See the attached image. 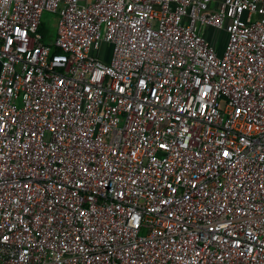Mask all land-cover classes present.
Masks as SVG:
<instances>
[{"label": "built area", "instance_id": "1", "mask_svg": "<svg viewBox=\"0 0 264 264\" xmlns=\"http://www.w3.org/2000/svg\"><path fill=\"white\" fill-rule=\"evenodd\" d=\"M0 264H264V0H0Z\"/></svg>", "mask_w": 264, "mask_h": 264}, {"label": "crops", "instance_id": "2", "mask_svg": "<svg viewBox=\"0 0 264 264\" xmlns=\"http://www.w3.org/2000/svg\"><path fill=\"white\" fill-rule=\"evenodd\" d=\"M221 1L222 0H213V5L214 6H218V4ZM40 33H41V31H40ZM204 34L207 37V39L215 46V48L217 49L218 53L221 54L223 52V50H224V47H225L226 41H227V37H228L226 31L222 30V29H217V28H214V27H206L204 29ZM42 37H44V36H42ZM48 39H50L49 36H47V40ZM52 42L53 41H51V42L47 41L45 43L51 44Z\"/></svg>", "mask_w": 264, "mask_h": 264}, {"label": "rangeland", "instance_id": "3", "mask_svg": "<svg viewBox=\"0 0 264 264\" xmlns=\"http://www.w3.org/2000/svg\"><path fill=\"white\" fill-rule=\"evenodd\" d=\"M59 21V17L56 13H51V12H45L44 17H43V31H41L42 36H49L50 39L47 41H53L56 35V29H57V24ZM111 46H104V51H101L102 56L104 57V52L107 53L109 51ZM111 52V51H110ZM100 54V55H101Z\"/></svg>", "mask_w": 264, "mask_h": 264}, {"label": "trees", "instance_id": "4", "mask_svg": "<svg viewBox=\"0 0 264 264\" xmlns=\"http://www.w3.org/2000/svg\"><path fill=\"white\" fill-rule=\"evenodd\" d=\"M43 25V24H42ZM41 25V28H40V31H43L42 29H43V26ZM43 40L45 41V42H47V39H46V36L45 37H43Z\"/></svg>", "mask_w": 264, "mask_h": 264}]
</instances>
